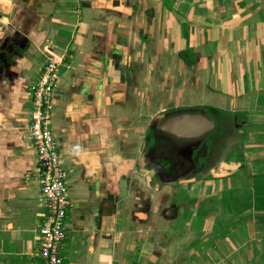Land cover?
Masks as SVG:
<instances>
[{"label": "crops", "instance_id": "obj_1", "mask_svg": "<svg viewBox=\"0 0 264 264\" xmlns=\"http://www.w3.org/2000/svg\"><path fill=\"white\" fill-rule=\"evenodd\" d=\"M53 58L67 260L264 264V0H0V264L39 262L29 95ZM199 107L242 136L236 158L189 182L143 173L155 118Z\"/></svg>", "mask_w": 264, "mask_h": 264}, {"label": "built area", "instance_id": "obj_2", "mask_svg": "<svg viewBox=\"0 0 264 264\" xmlns=\"http://www.w3.org/2000/svg\"><path fill=\"white\" fill-rule=\"evenodd\" d=\"M60 64L62 59H50L29 95L32 106L29 139L37 155L44 210L37 237L40 258L36 264H77L61 254L68 238L66 219L73 203L68 192L67 169L52 129L53 96Z\"/></svg>", "mask_w": 264, "mask_h": 264}, {"label": "water", "instance_id": "obj_3", "mask_svg": "<svg viewBox=\"0 0 264 264\" xmlns=\"http://www.w3.org/2000/svg\"><path fill=\"white\" fill-rule=\"evenodd\" d=\"M151 129L148 140L153 142L143 148L140 158L143 173L162 183L193 181L205 166L197 165L193 150L214 133L215 119L202 107L172 110L159 114ZM240 166L241 162L230 161L222 168L232 171Z\"/></svg>", "mask_w": 264, "mask_h": 264}, {"label": "rangeland", "instance_id": "obj_4", "mask_svg": "<svg viewBox=\"0 0 264 264\" xmlns=\"http://www.w3.org/2000/svg\"><path fill=\"white\" fill-rule=\"evenodd\" d=\"M207 112H209V111H207ZM215 121H216V129L214 131V134L208 140L199 142L195 146L196 149L194 148V150H193V154L195 156V159L198 161L197 165L199 167L203 166V165L210 166V164H211V166L209 167V169H210L213 167L212 164H214V166H216L215 162L218 159H221V160L224 159L225 155L233 149V147L235 146V144L237 142L239 143V142L243 141L241 135L237 134L236 136H234V134H231L234 132L232 127H228L227 131H226V128H224L223 131H224V133H226V135L224 134V136L222 137L220 144H218L219 147L217 146L214 148V150L212 149L213 150V152H212L210 147L214 143L215 135L217 134V131H218V126H220L219 125L220 122L218 120H215ZM227 133H229V135H227ZM151 134H152V132H151ZM239 149H235V151L228 153V155H227L228 159L229 158H236V156H237L236 152L239 151ZM202 152H203V154H204V152H206L205 156H201ZM209 171L210 170L207 171L206 175L209 173ZM197 173H199V172L197 171Z\"/></svg>", "mask_w": 264, "mask_h": 264}, {"label": "flooded vegetation", "instance_id": "obj_5", "mask_svg": "<svg viewBox=\"0 0 264 264\" xmlns=\"http://www.w3.org/2000/svg\"><path fill=\"white\" fill-rule=\"evenodd\" d=\"M224 128H226V131H227V128H228V127H226V126H222V125L218 126V131H217V134L215 135L214 143H213V144L211 145V147H210L211 150H212V149L214 150L215 147L219 146V145H217V144H220L222 137L224 136V134L226 135V133H224V131H223ZM237 130H238V129H236V132H237ZM226 131H225V132H226ZM238 133H239V132H237V134H238ZM213 134H214V133H213ZM213 134H212V135H213ZM231 134H234V136L237 135V134L235 133V131H234L233 133H231ZM212 135H211V136H212ZM227 135H229V133H227ZM211 136H210V137H211ZM210 137H209V138H210ZM224 138H225V137H224ZM242 142H243V141H242ZM242 142H239V143L237 142L233 148H234V149H239V148L241 147ZM213 150H212V152H213ZM237 152H238V151H237ZM237 152H236V153H237ZM205 154H206V152H204V154H203V152H202L201 155H202V156H205ZM208 155H209V154H208ZM200 157H201V156H200ZM208 157H209V156H208ZM197 162H198V161H197ZM212 165L214 166V164H212ZM210 166H211V164H210ZM210 166H204V168H203L202 170H199V169H198V172H199V173H197L198 176H199V175H206L207 171H208V170H211V168L209 169ZM200 167H201V166H200Z\"/></svg>", "mask_w": 264, "mask_h": 264}, {"label": "trees", "instance_id": "obj_6", "mask_svg": "<svg viewBox=\"0 0 264 264\" xmlns=\"http://www.w3.org/2000/svg\"><path fill=\"white\" fill-rule=\"evenodd\" d=\"M218 145V144H217ZM259 186V185H258ZM258 186H257V188H258ZM260 189L258 188V192H260L259 191ZM240 193V196H242V197H246V195H247V192L246 191H240L239 192Z\"/></svg>", "mask_w": 264, "mask_h": 264}]
</instances>
